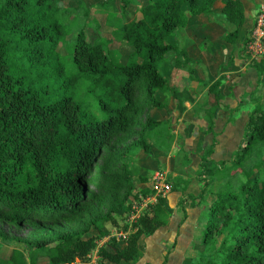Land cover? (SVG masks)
Returning a JSON list of instances; mask_svg holds the SVG:
<instances>
[{
	"label": "trees",
	"instance_id": "trees-1",
	"mask_svg": "<svg viewBox=\"0 0 264 264\" xmlns=\"http://www.w3.org/2000/svg\"><path fill=\"white\" fill-rule=\"evenodd\" d=\"M67 1L0 0V222L31 226L36 234L27 253L10 251L7 264H91L89 254L108 233L104 224H118L116 214L129 206L134 184L129 170L113 177L107 200L90 186L137 125L135 101L144 93L158 104V91L169 88L160 64L174 53L190 59L178 47L179 29L193 16L214 13L218 0H146L141 17L120 25L114 38L103 29L112 23L109 16L104 23L90 19L88 7ZM219 1L222 16L235 25L225 40L235 43L245 3ZM119 2L127 12L136 0ZM124 42L132 51L118 62L113 51ZM220 86L218 78L209 88L216 100L207 111L211 131L222 104ZM215 145L201 156L197 192H187L190 180L182 176L171 182L183 197L177 202L183 219L188 209L201 210L203 241L212 251L204 264H264V108L250 113L243 143L231 157L215 158ZM170 217L167 198L158 196L123 226L129 232L124 239L113 236L99 248L96 264L137 263L142 237Z\"/></svg>",
	"mask_w": 264,
	"mask_h": 264
},
{
	"label": "rangeland",
	"instance_id": "rangeland-1",
	"mask_svg": "<svg viewBox=\"0 0 264 264\" xmlns=\"http://www.w3.org/2000/svg\"><path fill=\"white\" fill-rule=\"evenodd\" d=\"M67 2L69 7L81 5L88 7L90 19L104 23L105 18L109 16L112 23H105L103 29L106 35L114 38L120 25L141 17L139 9L146 0H136L127 12L122 11L119 0ZM106 2L108 7L104 9L102 4ZM210 16L212 19L207 21L212 26H215L214 23L219 26V31L215 32V35L207 34L216 37L218 46L215 51L211 49L214 42L209 37L208 43L202 42L205 33H201L200 30L202 31L203 27L179 29L176 34L178 47L185 49L190 59L186 61L174 53L166 62L160 64L168 79L169 88L166 91H158L156 94L158 104H153L144 93L135 101L137 125L131 129V134L124 143H118L114 147L112 161L98 182L90 186L107 200L113 177L125 176L129 170L134 184L129 193V206L116 214L118 224L112 222L104 224L108 235L99 239L96 249L91 252L89 260L93 264H96L98 259L97 249L111 236L117 235L120 240L124 239L119 232L125 224L133 223L131 222V216L135 213L133 205L139 208L141 214L148 209L146 204L153 199L144 200L140 196H145L142 190L149 188L151 176L155 172H161L169 180L171 177V182L176 176L189 179L187 192H197L199 182L196 174L205 148L216 140L213 156L217 159L231 157L243 143L250 113L259 106L264 108V63L260 61L258 65L247 64V54L243 50H238L237 53L234 50L229 57V53L224 52V44L221 42H227L225 35L222 36L223 31L225 34L230 31L226 27L227 21L219 11ZM246 16L247 21L245 20L239 31L238 41L250 27V24H247L249 13ZM59 50L63 53L68 52V48L63 44L59 45ZM131 51L132 47L124 42L119 49L113 51V57L118 62H125ZM200 55L205 56V59ZM234 62L237 64L231 68ZM218 78L221 79L223 99L214 129L211 131L207 111L214 106L216 100L209 88ZM152 121L159 123L156 125ZM140 141L148 145L150 152L143 150L138 143ZM142 178H146L147 181L144 182ZM126 191L125 189L124 193ZM165 197L171 212L169 222L153 234H145L142 237L140 247L143 257L135 264H204L211 258L212 251L203 241V231L200 227L201 210L188 209L187 217L183 219L184 210L177 204L178 200L183 198L181 193L172 190ZM35 238L36 234L31 226L14 227L0 222V264H7L9 253L14 248L27 253L26 245ZM40 261V264H48L46 259ZM79 262L77 259L73 264Z\"/></svg>",
	"mask_w": 264,
	"mask_h": 264
},
{
	"label": "built area",
	"instance_id": "built-area-1",
	"mask_svg": "<svg viewBox=\"0 0 264 264\" xmlns=\"http://www.w3.org/2000/svg\"><path fill=\"white\" fill-rule=\"evenodd\" d=\"M245 50L248 56V62L250 63L260 62L262 59H264V0L260 3V6L256 12L255 23L247 39ZM149 188L153 192L151 195L144 197L142 195L140 196L144 200L153 199V201H149L146 204V207H148L149 204L155 202L158 196L165 197L169 192L173 190L171 181L168 178L164 177L163 174H161V172L158 171L151 176ZM133 209L135 213H133L131 216V222L136 221L141 215V213L139 212V208H137L136 205H133ZM128 233L129 232H123V231L119 232V234L123 235L124 238L127 236ZM114 237L119 239L117 235H114ZM98 251L99 248L97 249V258H98ZM89 262L93 264L91 260H89Z\"/></svg>",
	"mask_w": 264,
	"mask_h": 264
},
{
	"label": "crops",
	"instance_id": "crops-1",
	"mask_svg": "<svg viewBox=\"0 0 264 264\" xmlns=\"http://www.w3.org/2000/svg\"><path fill=\"white\" fill-rule=\"evenodd\" d=\"M244 1V3H245V7H246V12L247 13H249V20H248V22H247V24H250V27L249 28H247L246 29V31H245V34L243 35V37H242V39L240 40V41H238L239 40V37H240V35L238 36V38H237V40L235 41V43H230V42H224V41H221L223 44H224V52L225 53H229V57H230V55H231V53H232V51H234L235 53H237L238 52V50H243V51H246L245 50V45H246V43H247V39H248V37H249V34H250V31H251V29H252V27H253V25H254V23H255V15H256V12H257V10H258V8H259V6H260V3L263 1V0H243ZM222 7H223V3L221 2V1H216L215 2V4H214V9H215V12H221V9H222ZM210 20V19H212L211 18V16H210V14H201V15H196V16H193L192 18H191V21H190V23L185 27V28H190V27H192V26H194V27H200V29H201V27H203L204 29L201 31L200 30V32L202 33H205L203 36H204V39H202V42H207L208 43V37H209V39L211 40V41H213L214 42V44L211 46V49H213L214 51H215V49L217 48V44H216V37H212V36H208L207 34H211V35H215L214 33L215 32H218L219 31V26H216V24L214 23V25L215 26H212L211 25V23H209L207 20ZM247 21V20H246ZM226 23V27L230 30V31H232V30H234L235 29V25H233V24H231V23H227V22H225ZM209 25V26H208ZM207 27H209V28H207ZM194 29H196L197 30V28H194ZM240 30H241V28H240ZM239 30V31H240ZM229 31V32H230ZM192 34V33H191ZM227 34V33H226ZM225 34V32L223 31V33H222V36H224V35H226ZM200 35V34H199ZM207 35V36H206ZM197 42V41H196ZM187 45V44H186ZM195 45H196V43H195ZM187 49H188V47H187ZM234 53V54H235ZM200 57H202L203 59H205V56L203 57V56H201L200 55ZM207 59V58H206ZM246 62H247V64H252L253 65V63H250V62H248V56L246 57ZM261 62H263L264 63V59H262L261 60ZM255 63H258V62H255ZM236 62H234V63H232V66H231V68L232 67H234V66H236ZM260 73H261V71H260Z\"/></svg>",
	"mask_w": 264,
	"mask_h": 264
}]
</instances>
